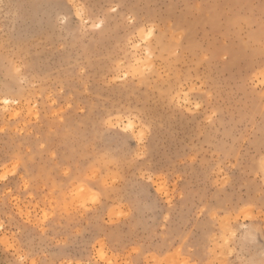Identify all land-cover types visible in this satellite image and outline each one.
Masks as SVG:
<instances>
[{
    "label": "rangeland",
    "instance_id": "rangeland-1",
    "mask_svg": "<svg viewBox=\"0 0 264 264\" xmlns=\"http://www.w3.org/2000/svg\"><path fill=\"white\" fill-rule=\"evenodd\" d=\"M118 2L127 9L112 14L111 27L93 32L90 26L57 27L60 9L53 6L55 0H0V172L10 170L22 156L37 175L45 173L55 183V166L38 142L54 144L58 155L71 152L68 136L77 130L86 134L102 113L148 112L153 129L147 163L130 165L125 191L108 197L105 210L85 220L83 227L59 219L54 230L37 227L45 211L51 218L56 198L51 189L45 197L43 179L30 182L31 190L24 188L23 172L0 182V264H86L97 259L96 243L114 264H127L132 241L150 250L137 264H259L264 259L260 0H99L105 5ZM241 11L257 17L254 27L245 25L240 32L255 52L250 58L238 54L240 39H229L219 23ZM126 15L154 22L156 43L180 44L179 60L164 66L147 85L119 81L114 75L123 67L121 59H127L129 37L121 31ZM9 40L19 60L39 69L29 85L18 87L6 77L9 52L4 44ZM196 80L208 86L210 95L191 115L178 114L161 97L166 89L179 103L178 93L189 83L198 87ZM209 102L219 116L213 124L201 116ZM117 147L129 155L144 152L135 139ZM144 172L152 177L151 186L138 191L135 182ZM130 201L139 210L135 215H129ZM249 202L252 207L241 211ZM207 206H215V219L197 212ZM220 210L227 211V219H220ZM225 229L237 236L255 231L256 240L250 247L238 246L239 241L221 247Z\"/></svg>",
    "mask_w": 264,
    "mask_h": 264
},
{
    "label": "snow or ice",
    "instance_id": "snow-or-ice-1",
    "mask_svg": "<svg viewBox=\"0 0 264 264\" xmlns=\"http://www.w3.org/2000/svg\"><path fill=\"white\" fill-rule=\"evenodd\" d=\"M53 6L60 9L55 17L57 27L64 29L75 26H90L93 32H100L111 27L113 25L112 14L127 9V5L123 3L105 5L99 3V0H55ZM250 7L252 6H243V8ZM259 7L258 20L261 31L259 55L261 65L264 66V0H260ZM105 8L107 11H99V9ZM256 20L257 17L254 14L241 11L224 16L219 23L221 30L229 39H240V32L244 26L252 28L255 26ZM121 31L126 32L129 38L125 53L127 59H121L120 63L123 67L114 73L117 80L128 81L131 79L133 83L139 81L141 84L147 85L154 78H157L158 71H163L164 66L170 64L174 59L179 60V42L173 41L168 46H162L155 42L157 26L154 22L139 19L133 15H126L122 22ZM153 44H155L154 49ZM15 47L16 45L12 40L6 41L4 44L5 50L9 52V56L5 58L6 77L18 87H23L31 84L33 74H39V69L19 60L13 54ZM238 54L244 58L255 56V52L248 49L242 39L238 45ZM157 65L161 66L159 70ZM261 84H264V79L261 80ZM195 85L198 87L189 83L186 85L185 91L178 93L180 96L179 103L176 101V96H168L166 89L161 92V97L178 114L191 115L194 109L200 110L202 108L201 101L210 95L206 84L196 80ZM260 91L264 93V87H261ZM4 103L7 104L9 101L5 100ZM261 103H264V98H262ZM201 116L208 124H213L215 120L219 119L218 112L214 110L210 102L204 105ZM152 130L151 113L139 110H117L102 113L96 120L95 126L86 134L77 130L68 136L67 142L73 145L71 152L58 155L54 144H48L47 141L38 142L39 148L46 149L50 154V164L55 166V183L45 173L37 175L33 165L22 156H17L10 170L0 172V182L8 181L10 177H16L19 172H23L24 177H21V180L24 188L31 190L30 182L34 184L43 179L45 197L49 194L48 189H51L56 198L51 201V218L49 212L45 211L43 224L38 223L37 227L54 230L58 219L71 222L73 228L83 227L85 220L91 221L94 216L105 210V201L108 197L125 191L128 186L126 179L128 167L135 165L136 168H139L141 163H147L146 146L150 142ZM2 131L4 129L0 128V132ZM131 139H135L144 147L143 153L137 151L134 155H129L119 150L118 145H123ZM81 145L85 146L82 147ZM259 168L264 173V157L259 162ZM151 182L152 177L144 172L137 178L135 186L138 191H141L149 188ZM157 190L162 191L163 189ZM130 204H132V212L129 215H135L139 210L133 202L130 201ZM44 206L47 208L48 203L46 202ZM251 207L252 204L249 202L246 208L241 209V211ZM260 208L264 210V197L261 198ZM117 211L121 216L125 215L123 210L117 209ZM197 212L203 217L213 216L214 219L216 218L214 215L215 206L201 207L197 209ZM219 217L221 220L227 219V211L220 210ZM246 219H251V217H246ZM3 228V223H0V230ZM256 236L255 231H246L237 236L235 231L225 229L221 235L223 242L221 247L231 248L238 241V246L250 247L254 244ZM77 237L87 239L79 233H77ZM93 248L97 259L96 261H88L86 264H100L101 261L103 264H114L112 260L108 259L103 246L96 243ZM127 248H131V251L128 252L130 259L127 264H137V259L142 257L145 252L150 251L137 241H132ZM127 248L124 250L127 251ZM24 260L25 257L21 255L19 261L23 262ZM41 264H47V262L42 261ZM139 264H143V262L140 261ZM184 264H188V262L185 261ZM259 264H264V259H261Z\"/></svg>",
    "mask_w": 264,
    "mask_h": 264
}]
</instances>
